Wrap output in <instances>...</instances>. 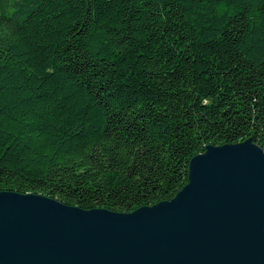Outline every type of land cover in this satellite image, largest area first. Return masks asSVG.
I'll use <instances>...</instances> for the list:
<instances>
[{"label": "trees", "instance_id": "16d2710c", "mask_svg": "<svg viewBox=\"0 0 264 264\" xmlns=\"http://www.w3.org/2000/svg\"><path fill=\"white\" fill-rule=\"evenodd\" d=\"M247 138L264 151V0H0V192L129 213Z\"/></svg>", "mask_w": 264, "mask_h": 264}, {"label": "water", "instance_id": "95a60500", "mask_svg": "<svg viewBox=\"0 0 264 264\" xmlns=\"http://www.w3.org/2000/svg\"><path fill=\"white\" fill-rule=\"evenodd\" d=\"M0 264H264V151L207 145L171 199L129 213L1 191Z\"/></svg>", "mask_w": 264, "mask_h": 264}]
</instances>
